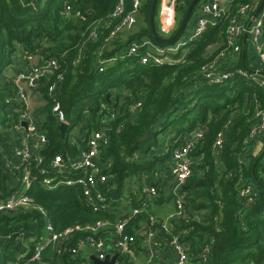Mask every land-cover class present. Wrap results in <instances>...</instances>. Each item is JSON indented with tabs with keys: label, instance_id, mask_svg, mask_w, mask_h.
<instances>
[{
	"label": "trees",
	"instance_id": "obj_1",
	"mask_svg": "<svg viewBox=\"0 0 264 264\" xmlns=\"http://www.w3.org/2000/svg\"><path fill=\"white\" fill-rule=\"evenodd\" d=\"M189 1L178 5L177 12L181 14L176 18L177 24ZM258 1L229 0L226 14L191 43L184 61L155 65L137 61L146 46H140L136 55L127 51L132 42L143 40L159 47L168 46L156 43L149 34L151 0L143 1L141 16L131 31L107 43L102 41L107 28L99 25L97 39L86 41V38L93 24L112 11L116 0H0V196L6 197L22 188L15 174L4 165L5 158L19 145L18 132L13 128L16 116L11 107L14 104L6 103L14 93L13 81L6 69L14 64L20 52L22 57L24 53L37 55L40 61L53 58L58 67L40 79L37 90L44 102L39 129L47 138L40 150L42 163L37 168L47 167L58 153L74 154L73 141L83 145L88 132L104 119L109 145L101 156L104 160L110 159V166L103 170L106 182L100 187L109 206L110 203L113 206L110 211L93 210L77 184L45 189L41 180L52 173L46 170L41 174L33 166L36 179L25 191L43 207L55 230L101 218L115 223L124 212L141 205L142 199L135 198L116 215L125 181L146 175L148 183L156 187L157 196L152 197L147 207L141 206V212L126 227L127 232L135 234L136 251L146 253L139 246L141 236L137 229L147 224L151 214L156 219L155 226L160 228L164 218L157 216L153 205L163 201L174 204L176 198L160 184V177L153 176L166 171L174 146L182 144L192 132L204 126L206 131L191 152L192 158H200L192 162V173L179 191L183 195V214L168 222L187 247L192 264H263L264 191L241 214L239 210L244 207L238 192L242 179L253 178L251 166H245L240 159L250 128L256 121V107L264 105V90L236 72L215 84H206L199 74L201 66L224 48L228 18L240 5H257ZM158 4L159 0L155 14ZM66 6H69L68 12ZM194 14L195 8L187 27ZM154 23L157 30L156 21ZM260 41L264 50V18ZM241 54L242 50L230 62L225 60L229 55L226 56L220 68H243ZM109 58L114 60L108 63ZM102 64L104 68L100 71ZM59 73L63 79L57 82L50 96L48 86L57 81ZM52 97L64 112L63 122L67 127L63 134L59 128L62 121L51 111ZM137 101H141V105L131 113L130 107ZM76 127L79 137L73 135ZM148 130L151 134L144 138ZM219 132L223 134L222 145L215 148L213 144ZM256 206L259 213L254 211ZM44 222V214L34 209L13 215L0 214V264L16 262L21 252L27 251L29 256ZM157 236L170 238L163 230H159ZM58 259L63 264H83L69 253L59 256L50 248L42 251L43 261L55 264Z\"/></svg>",
	"mask_w": 264,
	"mask_h": 264
},
{
	"label": "built area",
	"instance_id": "obj_2",
	"mask_svg": "<svg viewBox=\"0 0 264 264\" xmlns=\"http://www.w3.org/2000/svg\"><path fill=\"white\" fill-rule=\"evenodd\" d=\"M144 0H116L112 11L106 18L99 20L87 34L86 41H95L98 37V25L107 28L103 37V42L107 43L116 36L124 32L131 31L137 24L141 16V8ZM185 0H159L158 4V28L157 32L163 37L172 35L176 29L177 7ZM256 5L245 3L240 5L236 12L228 18L225 28V46L209 62L201 66L199 74L206 84L220 83L228 79L235 72L245 78L258 83L264 90V77L260 75L257 68L247 67L227 70L220 68L221 60L228 55H237L241 52L242 37L246 33L251 40L256 53L264 66V50L262 48L261 33L264 18V4L257 15L253 18ZM69 11V6H66ZM226 14V8L222 6L220 0H201L195 6V14L191 18L187 31L179 39L168 46L159 47L151 44L147 40L141 43L132 42L128 47V54H137L140 46H146L143 54L138 56L140 64H171L184 61L191 43L200 37L206 29L217 23ZM173 54H177L175 57ZM23 70L12 79L14 93L6 99L7 104H14L11 109L15 113L14 130L18 132L19 145L15 147L10 156L4 160L7 170L13 172L17 181L22 184L21 189L13 190L8 196H0V214L9 213L11 215L26 210H37L44 214L42 233L36 237V243L29 256L27 251L18 253L17 261L12 264H54L50 260H42V251L50 248L56 251L59 256L69 253L78 257L83 264H95L93 258L104 261L115 256L113 264H136V237L134 233L126 231V227L141 212L142 207H147L148 202L156 196L157 190L154 185L147 182L146 175H142L143 186L140 190V207H133L130 212H124L122 217L115 223L108 218H101L83 225L75 224L67 226L61 230H55L51 221L46 217L42 206L37 204L33 197L26 193V189L36 179L33 166L38 167L42 163L40 150L46 145L45 133L39 129L40 121L37 120L30 111L31 95L38 93L40 79L57 69L58 64L55 59L40 61L37 55L24 53ZM114 58L107 59L110 63ZM103 63V60H99ZM103 64L99 70H103ZM57 81L48 86V94L53 96L57 82L62 81V74L56 75ZM51 111L58 120L64 121V112L54 97H52ZM141 101H137L130 107L131 113H135ZM256 121L251 126L247 140L254 138L264 129V105L257 106L255 112ZM25 123V125L22 124ZM102 119L97 128L91 129L84 137V144L76 148L74 154L54 155L47 164V169L37 168L38 172L45 174L49 170L52 175L45 176L41 180V185L45 189H52L60 184H77L81 189L85 202L93 210L110 211L109 203L100 185L106 182V175L103 170L110 166V159H102V150L109 145V138L106 134V126ZM204 126L196 129L186 140L174 146L170 152L171 163L169 165L170 182L169 191L175 195L174 210L161 222L160 228L155 226L156 219L151 214L147 224H144L147 235L148 248L153 250V254L159 249L161 244L167 245L175 255V264H188L189 253L187 247L180 240L177 233L173 232V227L169 224L170 219H178L183 214V195L180 194L181 187L192 173L191 152L194 144L205 133ZM222 132L217 134L214 142L215 148L222 145ZM136 157V155H135ZM75 175V176H74ZM238 197L244 206H251L259 194L250 185L242 184L238 192ZM264 201V199H263ZM142 206V207H141ZM137 230H140L138 228ZM159 230L170 234V238L158 237ZM204 259V255H203ZM23 260V262H21ZM55 264H63L61 259ZM264 264V262H263Z\"/></svg>",
	"mask_w": 264,
	"mask_h": 264
},
{
	"label": "crops",
	"instance_id": "obj_3",
	"mask_svg": "<svg viewBox=\"0 0 264 264\" xmlns=\"http://www.w3.org/2000/svg\"><path fill=\"white\" fill-rule=\"evenodd\" d=\"M222 6H224V8H226L225 5L227 4H223L222 0H220ZM259 2V1H258ZM228 3V2H227ZM242 41H243V46H242V62H243V66L247 67L248 69H252V68H257L260 71V75L262 77H264V66L258 56V54L255 51V48L251 42V40L249 39V36L247 35L246 38L244 39V35L242 37ZM247 55V57L245 58V56ZM237 57V55H229L228 58H225V60L227 59L229 62L231 60H235V58ZM22 53H18L14 59V64L10 67H8L6 69V72L8 73V75L10 76V78H13L15 75H17L18 73H20L23 70V64H22ZM224 61V59H223ZM35 104V105H34ZM44 105L43 100L41 99V96L38 93H33L31 95V106H30V111L31 113L34 115V117L40 121V119L42 118V107ZM16 131V130H15ZM17 133V131H16ZM76 137V136H75ZM79 137V135H78ZM73 144H75L76 148H78L81 144L77 141H73ZM264 149V129L257 134V136H255L252 139L246 140V147H245V151L244 154L242 156V159H240L245 166H251L252 168V164L254 162V160L257 158V156L261 153V151ZM200 157H193L192 158V162L194 163V161L198 160ZM171 163V160L168 159V162L166 164V171L161 172L160 174H156L155 176H153V178L155 177H160L159 182L160 184H164L166 186V190L167 192L169 191V182H170V173H169V165ZM259 168L260 165L257 164L256 165V172H257V178L259 180L262 181V183H264V176L259 172ZM142 175L139 176H134L131 177L129 179H127L125 181L124 184V188L122 191V195L117 203V210L115 209V213L116 215L120 213V211L124 208L129 207V205L131 204V200L133 199H137L140 196V190L143 186V181L141 178ZM148 178V176H146ZM148 182V180H147ZM240 184H248L251 186V188L257 192L258 194H260L262 190L253 180V178H245L242 179V181L240 182ZM167 192H165V194H167ZM157 196V195H156ZM169 203L168 201H163L162 203L159 204H154L153 205V210H155V213L157 214V216L161 217V218H165L169 215V213H171L174 210V204L172 203V210L167 214H165L163 207L165 204ZM242 203V202H241ZM112 205L110 203V210L112 209ZM115 207V206H114ZM242 207L239 210L240 214L243 213L246 209H249V206H244L242 204ZM116 208V207H115ZM254 211L256 213H259L260 209L258 206H256L254 208ZM138 234L141 236V240L138 242L139 246L143 247L146 251H139L137 252L135 249V256H136V264H149V259H150V254L148 253L146 247L148 248L146 239L144 238V234H146L145 232V228H144V224H142L140 226V230H137ZM137 246V245H136ZM150 249V247H149ZM208 251L206 250L204 252V255L206 257V255ZM154 258H156L154 261H158L160 262V264H175V255L172 252V250L164 244H161L159 249L156 250V252L153 254ZM153 261V263H154ZM188 264H192L190 262H188ZM248 264H252L251 262H249Z\"/></svg>",
	"mask_w": 264,
	"mask_h": 264
},
{
	"label": "water",
	"instance_id": "obj_4",
	"mask_svg": "<svg viewBox=\"0 0 264 264\" xmlns=\"http://www.w3.org/2000/svg\"><path fill=\"white\" fill-rule=\"evenodd\" d=\"M199 0H190L187 8L185 9V12L181 18V21L179 22V24L177 25L174 33L170 36L167 37H163L160 36L155 28V23H154V17H155V10H156V4H157V0H151V4H150V10H149V15H148V24H149V34L152 37V39L161 45H171L173 43H175L179 37L182 35L183 31L186 29L191 13L194 10L195 6L198 4ZM264 4V0H259V2L256 5V8L253 12V18H256L257 15L259 14V12L261 11L262 7ZM247 34H244V39L246 38ZM106 97H109V95L107 94ZM23 125H25L24 122H22ZM67 127V123L66 122H61L59 128L61 133L63 134L65 129ZM151 134V130H148L147 133L144 135V138L148 137ZM259 164L260 168H259V172L264 176V149L261 151V153L257 156V158L254 160L253 164H252V176H253V180L254 182L262 189L264 190V183H262L261 180H259L254 172V169L256 167V165ZM144 238L147 239V235L144 234ZM148 253L150 254V259H149V264H152L153 261L156 259L154 257H152V253L153 250L147 248ZM108 258V256H107ZM105 259L104 261H100L97 260L95 258H93V261L95 264H113V261L115 259V256H112L110 258V260Z\"/></svg>",
	"mask_w": 264,
	"mask_h": 264
},
{
	"label": "rangeland",
	"instance_id": "obj_5",
	"mask_svg": "<svg viewBox=\"0 0 264 264\" xmlns=\"http://www.w3.org/2000/svg\"><path fill=\"white\" fill-rule=\"evenodd\" d=\"M229 0H222V3L225 5V4H227V2H228ZM226 6V5H225ZM180 12H177V19H179V16H180ZM154 21H156V26H157V28H158V24H159V22H158V6H157V11H156V14H155V17H154ZM177 25L178 24H176V27H177ZM35 105V104H34ZM78 129H77V127L76 128H74V130H73V135H75V136H78ZM73 137V136H72ZM163 207H165V208H163V210H164V212H165V214L167 213H169L171 210H172V203L171 202H169V203H167V204H165Z\"/></svg>",
	"mask_w": 264,
	"mask_h": 264
}]
</instances>
